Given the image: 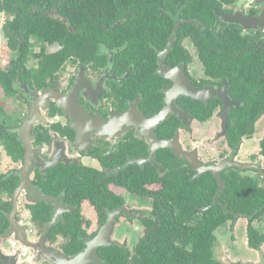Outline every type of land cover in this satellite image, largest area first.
<instances>
[{"label": "flooded vegetation", "instance_id": "af4514ba", "mask_svg": "<svg viewBox=\"0 0 264 264\" xmlns=\"http://www.w3.org/2000/svg\"><path fill=\"white\" fill-rule=\"evenodd\" d=\"M15 1L10 8L1 0L0 9V264H72L104 226L123 223L142 226L143 234L133 244L110 242V230L88 264H111L102 255L111 246L121 253L117 259L142 263L143 254L159 249L160 241L150 238L155 228L195 224L174 220L163 193L170 165L179 169L180 180L186 179L184 173L186 180L211 173L217 185L213 203L197 207L195 215L220 205L223 214L234 216L222 224L230 228L232 242L239 238L237 226L242 239L246 226L245 244L264 256V209L253 205L240 213L220 201L227 178L240 179L245 189L251 181L264 189V128L259 126L264 109L254 119L250 107L264 100L262 82L232 75L234 69L259 64L231 61L255 47L264 63V26L250 28L221 18L258 17L264 2ZM37 14L63 21L70 39L77 41L64 59L56 55L63 49L59 43L42 45L27 34V25L39 29L46 21ZM178 78L200 90H223L231 102L228 113L217 95L205 102L175 94ZM170 98L182 116L170 112L149 122ZM9 147L22 150L21 158L14 160ZM174 149L195 155L197 169ZM224 160L230 162L220 172L224 186L214 204L220 184L206 167ZM21 184L25 187L14 198ZM79 228L84 235L75 238ZM167 239L169 253L156 264H186L190 240ZM222 244L214 256L219 264H255L234 258Z\"/></svg>", "mask_w": 264, "mask_h": 264}, {"label": "trees", "instance_id": "16d2710c", "mask_svg": "<svg viewBox=\"0 0 264 264\" xmlns=\"http://www.w3.org/2000/svg\"><path fill=\"white\" fill-rule=\"evenodd\" d=\"M17 2L15 0H5V6L11 8L10 5L16 6ZM2 7V2L0 0V9ZM61 10L65 11V4L61 5ZM38 17L43 20L41 23V28L34 29V25H27V34L29 36L33 35L37 40L41 41L42 45L44 43H54L57 42L62 46V50L58 52V58L64 59L66 57V52L73 42H77L74 38L70 39L68 31L66 29V24L61 20L48 19V17L43 16L42 14H37ZM79 37V36H76ZM80 38V37H79ZM244 47V46H243ZM260 51L258 48H251L248 55H243L237 59H231L232 62L238 65H246L252 62H256L260 65H253L249 69L239 68L232 70V75L234 78L239 80H246L251 76L255 77L256 81H261L262 85V94L264 95V76L261 77L262 70L264 68V63L260 64L259 62ZM60 61L58 62H61ZM49 63L51 62L48 61ZM263 78V79H261ZM250 80V78H249ZM250 107L254 110L253 117L256 119L258 115L264 109V100L255 101L250 103ZM215 104L210 107L214 109ZM245 110V108H244ZM254 121V120H253ZM10 156L17 160L21 158L23 151H18L9 147L7 149ZM189 171V169H188ZM179 169L176 168V165H170L169 177L165 180V188L163 193L168 195L169 207L175 211L174 220L180 225L187 222L195 221V224L191 227L188 226H166L163 224L155 228L152 233V239H158L160 244L155 247L156 249L150 255L147 253L143 254L140 260L142 263L138 264H148V261H151L150 264H156L157 258L165 257L169 253L172 243H166L169 239H185L190 240L188 247L191 250H186L184 254L189 256V259L186 261V264H219L213 255V245L215 242L214 231L219 225H222L227 220L234 218L231 214H223L222 208L220 205H216L208 210H205L201 213L200 217L195 215V209L197 207L208 206L213 203L216 183L211 181V173H205L199 180H186L188 178L187 174L184 173L186 179L180 180ZM233 175L235 174L232 172ZM232 175V174H231ZM12 178V177H11ZM199 181V182H198ZM200 186V191L198 187ZM246 186V185H245ZM245 189L242 185L240 179H230L227 178V186L221 192L220 201L224 204H228V208L242 213L244 210H251L253 205H256V208L264 209V189H259L257 184L251 181V183L246 186ZM249 196L248 206H246L247 199ZM254 217H258L259 213L250 212ZM169 223L172 224V219L170 218ZM79 227V226H78ZM54 229V228H53ZM80 229V228H79ZM79 235H84V232L80 229V233H75V238ZM166 238V239H165ZM116 246H111L108 248L102 249V255L104 259H108L111 264H132L127 260V258L117 259L119 256Z\"/></svg>", "mask_w": 264, "mask_h": 264}, {"label": "water", "instance_id": "95a60500", "mask_svg": "<svg viewBox=\"0 0 264 264\" xmlns=\"http://www.w3.org/2000/svg\"><path fill=\"white\" fill-rule=\"evenodd\" d=\"M260 1L264 2V0H260ZM221 18H223L225 21L240 23V24H243V25L250 27V28L256 27V26H264V5H263L262 15H260L258 17H244V19L241 20V19H237V18H230L228 16V14H223V15H221ZM177 82H178V86H176L175 94L181 95V92H182V93H185V94L191 96L192 98L199 99L201 101H205L206 97H208V96L217 95V96L221 97L224 101V114L226 115L228 113V111L230 109L231 102L229 101V98L222 92L223 90L215 89L213 87L200 90L197 87L189 84L188 82L184 83V81L181 78H178ZM170 112H175V114L177 116H182L181 115L182 112L176 108L175 101H173L172 98H170L168 100V104H167V106L163 112H161L155 118L148 120V121L152 122V123H157V122L165 119ZM141 122L144 125L147 124L146 121H144L143 119H141ZM23 142L26 143L25 138H23ZM162 146L167 147V146H170V144L168 142H163ZM27 147H28V145L26 144V148ZM27 150H28V148H27ZM174 151L179 158L183 159L186 162H189L191 164L193 170L197 169V163L195 161V155L191 154L190 155L191 158H190L189 155H187L185 153H180L179 151H176L175 149H174ZM229 162L230 161L224 160L220 164H214V165L206 167V170L212 171V173L215 175V177L217 178V180L220 184V187H219V190L217 192V196L215 198L214 204H217L219 202L220 191L222 190V188L224 186V181L220 177V172L224 168L229 166ZM236 165L242 166L239 164H236ZM24 187H25L24 184L20 185V187L14 193V198L16 196H18L19 192ZM44 200L47 202H51V201H53V198L52 197H44ZM207 208H209V207H207ZM207 208H205V209H207ZM48 227H51V226H48ZM110 228H111V226H104L103 229L101 230L100 235L97 236L95 239H93L91 242L89 241L90 247L87 250V252L72 258L73 259L72 264H88V262L91 261L93 258V254H94L93 250L96 248V245H101V244H103V242L105 240H107ZM50 254L52 256H54V258L58 257L57 252L51 251ZM95 260H97V259H95ZM68 262H65L64 264H68Z\"/></svg>", "mask_w": 264, "mask_h": 264}, {"label": "rangeland", "instance_id": "374dc122", "mask_svg": "<svg viewBox=\"0 0 264 264\" xmlns=\"http://www.w3.org/2000/svg\"><path fill=\"white\" fill-rule=\"evenodd\" d=\"M262 128H264V124H259ZM225 225V224H224ZM222 225L215 230V235L217 240L214 246V256L217 255V248L225 243V246H228L229 253L234 255V258L239 260H243L245 258H249L255 264H264V256L259 251H250L247 247L246 242V226H244V237H241V228L237 226L236 228V236L239 237L237 242H232V232L227 225ZM254 226L257 229H260V226H257V223L254 222ZM110 242H113L114 239L120 242H127L129 244L135 243L139 237L143 234L142 226H128L125 223L120 226H111L110 228ZM264 230V228L262 229ZM223 245V244H222ZM255 260V261H254Z\"/></svg>", "mask_w": 264, "mask_h": 264}]
</instances>
